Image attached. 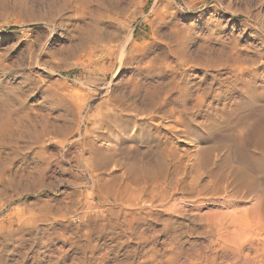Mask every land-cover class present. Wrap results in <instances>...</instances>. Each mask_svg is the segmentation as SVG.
<instances>
[{"label":"rangeland","instance_id":"obj_1","mask_svg":"<svg viewBox=\"0 0 264 264\" xmlns=\"http://www.w3.org/2000/svg\"><path fill=\"white\" fill-rule=\"evenodd\" d=\"M44 1L0 0V99L12 105L11 140L0 143V264H243L240 242L264 236V0L95 3L88 20L112 55L93 69L28 50L42 35L30 11ZM123 45L131 57L115 73ZM211 55L222 65L203 71L197 62ZM168 83L175 91L162 90L159 110L138 122L93 124L107 92L143 107L150 85ZM180 103L185 113L165 112ZM126 181L144 195L134 208L151 212L127 236ZM99 212L111 224L108 212L121 213L119 227L97 232Z\"/></svg>","mask_w":264,"mask_h":264},{"label":"bare ground","instance_id":"obj_2","mask_svg":"<svg viewBox=\"0 0 264 264\" xmlns=\"http://www.w3.org/2000/svg\"><path fill=\"white\" fill-rule=\"evenodd\" d=\"M107 1L108 0H47V1L45 0L42 5L38 4L37 7L33 8L30 11L31 13H30L29 21H30V23H35V24L41 25V27H39L38 30H40L42 35L39 38V36H40V34H39L36 37V39H34L31 42H27L26 46H27L28 50H30L31 52L34 50H36V51L38 50V52L41 53L42 55H47V58L50 59L51 61H52V59L54 60L57 56H60V55L61 56H64V55L67 56L68 55V56H71L72 59L76 58V59L80 60L84 66L93 69V66L99 60L112 55L111 42H110L109 38L100 32L98 26L96 27V25H93L91 23L92 21L88 20V15H90L91 10L93 12L92 7L95 5V3H97V4L101 3V5H105L104 3H106ZM116 1L120 2L121 0H116ZM101 5H100V7H102ZM121 5H122V3H121ZM97 6H99V5H97ZM116 6L119 8V5H115V7ZM105 8H106V6H105ZM114 9H116V8H114ZM116 10H119V9H116ZM115 12H117V11H115ZM115 12L114 13L112 12V13L115 14ZM258 16H259V14H258ZM93 19H95V18H93ZM99 23H100V21H99ZM100 29H102L101 26H100ZM38 38H39V40H38ZM130 43H131V41H130ZM49 45H52L51 50L48 48ZM133 46H134V44H133ZM132 53H134V52L131 51V54ZM135 55H136V53L134 54V56ZM128 57H131V55L128 54L127 47L125 45H123L120 49V58H119L118 67L116 68L115 73L117 72V70L121 64H126V63H122V61L126 62L128 60ZM223 57H225V56H223ZM130 59L132 60V58H130ZM147 61L148 60H145V64L147 63ZM197 63H198L199 68L202 69L203 71H204V69H209V68H211L210 70H213V69L217 68L218 66L222 65V62H220V60L217 57H213V55H211V57L205 56L202 59H199ZM223 65H229L228 58L225 59V62ZM114 69L115 68L113 67V65H109L108 68L105 69L104 75L107 72H114L113 71ZM232 70L235 72L236 71H241V72L243 71V69L240 67L237 69L234 67ZM141 72H142V70H141ZM143 73H145V72H143ZM130 84H132V85H130L131 86L130 87V96L135 97L137 95L138 90H139L140 84L138 85V83L136 84V83H131V82H130ZM163 85L164 84H160V85L157 84L155 86H153V85L149 86L148 85L149 88H147L148 90H147V93L145 95L146 100H145V104L143 107L139 106L135 102L134 99L128 100L129 98L127 99L126 96L124 94H122L121 92L115 93V94L114 93L112 94V91H111V93L107 92L105 99L101 103H99L95 108V114L93 115V117H94L93 118V122H94L93 124L96 125V128L102 129L105 127L106 130L109 131V128L111 127V125H113V123L117 122L118 120L128 119V120L136 123V122H138L137 116L139 113H146L147 114V113H153V110L158 111L159 106H157L158 104L156 103L157 102L156 100H157L159 93H161L162 90L167 91L166 88H168V90H169L168 92L175 91V89H176V87L173 83H170L169 84L170 86L165 85L166 87ZM140 88H142V87H140ZM140 96H142V95H140ZM91 97H93V96H91ZM91 97H89L87 100L84 101L83 106H85L88 103V101ZM135 98H137V97H135ZM11 108H12V105H11V100L9 98H7L5 100L0 99V143H2L4 145L6 143L10 142V140H11V138H10L11 134H12V123H11L12 111H11ZM185 111H186L185 104L180 103L178 105V108H173V107L168 108V110L165 112H167L168 114H174V113L182 114V113H185ZM13 126H14V124H13ZM116 139H118V138L115 137V139L110 140V142L115 144ZM115 146H116V144L114 146H111L110 148L114 149ZM132 169H133L132 165H128L125 167V173L129 176V179L132 175H135V172L132 173ZM136 179H138V178H136ZM136 179H135V182H136ZM129 181H131V180H129ZM126 182H124V183H126ZM131 185L129 184V182H127L125 184V186L123 187V192H122L123 196L121 195L122 196V198H121L122 205H124V207L126 209H128V211H124V212L120 211L121 213H123V215L121 216V219H120V223L125 228L123 230V234L125 236H127L129 234H133L134 229H132V227L133 226L140 227V226L144 225L146 223V218H148L145 216L147 214L151 215V212H144V210L142 211L141 208H137V209L134 208L137 205L139 206L140 202H142L141 200H142V197L144 195L142 192H138L139 190H136V189L132 190L129 187ZM106 189L108 192L114 191V187H112V185L109 186V189L108 188H106ZM120 190H121V188H120ZM120 190H119V192H120ZM100 191L101 190L97 191V193H100ZM147 196L150 199L143 200V202L150 201L151 203H153V193H151V195H147ZM163 199L165 200V197ZM152 206H153V204H152ZM140 207H141V205H140ZM130 208H134V209L131 210ZM121 213L108 212L107 216H108V220L110 222H112V224H111L109 222H105L103 220V218L105 217V214H103L102 212L101 213L99 212V214H97L99 217H95V219L97 220L95 225H94L95 230L97 232L101 233L106 228L113 229V230L118 228L119 227L118 220H119ZM217 231H218V236H219L218 240H221L222 242H228L229 240H235L234 235L230 234L229 231H226V230H224L223 232H221L219 230H217ZM225 231L227 232V235L224 234ZM131 236H135V235H131ZM138 238H140V234L138 235ZM255 241H256V243H255ZM244 245H248L249 252L245 256H243V260H244L243 264H264V236L263 235L261 237L254 238V239H251L248 241H247V239L244 241H241L240 245H239V249H242V247ZM81 263L85 264V262H81Z\"/></svg>","mask_w":264,"mask_h":264}]
</instances>
